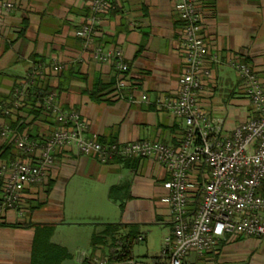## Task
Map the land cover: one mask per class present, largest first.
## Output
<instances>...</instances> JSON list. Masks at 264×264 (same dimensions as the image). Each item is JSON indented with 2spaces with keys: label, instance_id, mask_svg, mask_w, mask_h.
I'll return each instance as SVG.
<instances>
[{
  "label": "crops",
  "instance_id": "1",
  "mask_svg": "<svg viewBox=\"0 0 264 264\" xmlns=\"http://www.w3.org/2000/svg\"><path fill=\"white\" fill-rule=\"evenodd\" d=\"M11 1L15 7L3 16L0 31V126L10 131L0 135V172L2 165L32 158L17 139L41 141L58 127L47 103L33 95L44 89L55 95L53 103L62 111L80 113L88 125L87 137L179 147L187 127L166 106L168 99L178 97L185 67L176 0H112L89 43L78 31L92 15L91 0ZM196 1L212 71L198 103L213 125L221 123L222 133L231 135L257 116L234 64H249L264 88V0ZM97 47L105 52L121 49L129 64L120 93L115 87L122 75L113 63L94 58ZM55 65L62 66L60 73L53 71ZM20 91L26 93L24 99ZM143 95L148 99L142 100ZM34 102L43 109L39 115ZM6 148L8 156L3 154ZM203 174L209 176L208 167H195L193 183ZM47 176L44 183L25 189L18 208L0 212V264H90L88 259L109 255L108 247L93 243L107 223L136 225L150 234L158 229L165 238L173 235L166 186L171 175L152 158L103 162L71 146L57 153ZM4 183L0 174V205ZM113 187L117 190L111 197ZM196 194L192 189L191 210L198 204ZM69 226L77 227V246ZM84 237H91L89 256L78 246ZM184 263L264 264V235L226 234L212 251H193Z\"/></svg>",
  "mask_w": 264,
  "mask_h": 264
},
{
  "label": "built area",
  "instance_id": "2",
  "mask_svg": "<svg viewBox=\"0 0 264 264\" xmlns=\"http://www.w3.org/2000/svg\"><path fill=\"white\" fill-rule=\"evenodd\" d=\"M111 1L91 0L92 15L78 31V36L86 43L92 40L100 16L109 9ZM14 7L13 1L0 0V31L3 16ZM176 9L183 23L185 67L178 97L168 99L166 106L182 118L187 127L179 147L146 140L126 144L104 143L96 136L87 137L88 125L80 113L76 110L62 111L53 103L55 95L48 94L43 100L55 115L58 127L41 141L17 139L18 147L32 158L16 159L1 166L0 174L4 176L5 185L0 212L18 208L29 185L46 181L49 168L63 148L75 146L80 153L96 155L103 162L117 157L152 158L167 167L171 175L166 184L170 191L167 200L174 216V232L164 240L162 257L149 262L136 258L112 260L97 256L88 259L90 264H185L189 253L212 251L226 234L264 235L263 85L249 64H234L257 116L236 127L231 135L223 134L221 123L213 125L198 103L204 79L209 78L212 71L206 64L209 47L203 35L197 1L176 0ZM93 56L100 62L113 63L118 69L122 77L115 89L120 93L126 86L124 75L129 70L122 50L116 48L105 52L97 47ZM211 58L215 61L214 56ZM53 71L60 73L62 66L55 65ZM19 94L24 99L26 93L20 91ZM147 99V95L142 96V100ZM10 112V109L5 110L6 114ZM9 132L8 128L0 126L2 137ZM197 166L208 167L209 176L203 174L204 177L194 184L191 171ZM194 188L198 204L191 210L189 205ZM142 240V237L138 238V241Z\"/></svg>",
  "mask_w": 264,
  "mask_h": 264
},
{
  "label": "trees",
  "instance_id": "3",
  "mask_svg": "<svg viewBox=\"0 0 264 264\" xmlns=\"http://www.w3.org/2000/svg\"><path fill=\"white\" fill-rule=\"evenodd\" d=\"M34 91L35 90H31ZM32 93V92H31ZM33 95H38L40 101L48 95V89L39 90ZM36 102V101H35ZM33 103V108L35 109L36 115L40 114L43 109H37ZM41 108V107H40ZM21 128L23 125L20 126ZM19 127V128H20ZM11 154L10 148H6L3 154ZM116 188L111 189V197L116 192ZM105 228L101 233H95L93 237V243L97 245H103V247L109 248V255L107 256L112 260H119L124 258H133L131 256V247L135 242L138 241L140 237L139 229L136 225L122 224V223H107L104 224ZM122 253H125L123 256Z\"/></svg>",
  "mask_w": 264,
  "mask_h": 264
},
{
  "label": "rangeland",
  "instance_id": "4",
  "mask_svg": "<svg viewBox=\"0 0 264 264\" xmlns=\"http://www.w3.org/2000/svg\"><path fill=\"white\" fill-rule=\"evenodd\" d=\"M66 206H70V203L66 202ZM30 215H28L29 217ZM70 230L73 232V236L76 240L73 241V246H77V227L69 226ZM142 230H139V232ZM141 233H146V231H142ZM165 237H163L162 232L158 229L154 231V233H146L144 240L135 242L131 247V256L133 258L145 261H156L162 257V250L164 246ZM80 253H86V256L91 255L93 252V246L91 237L80 238Z\"/></svg>",
  "mask_w": 264,
  "mask_h": 264
},
{
  "label": "water",
  "instance_id": "5",
  "mask_svg": "<svg viewBox=\"0 0 264 264\" xmlns=\"http://www.w3.org/2000/svg\"><path fill=\"white\" fill-rule=\"evenodd\" d=\"M240 264V263H239Z\"/></svg>",
  "mask_w": 264,
  "mask_h": 264
}]
</instances>
